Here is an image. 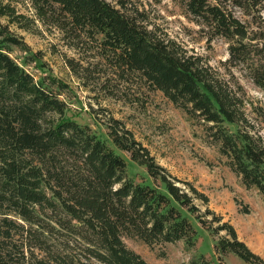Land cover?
Returning <instances> with one entry per match:
<instances>
[{"label": "trees", "instance_id": "1", "mask_svg": "<svg viewBox=\"0 0 264 264\" xmlns=\"http://www.w3.org/2000/svg\"><path fill=\"white\" fill-rule=\"evenodd\" d=\"M25 1L37 21L77 41L94 42L109 64L138 74L149 89L207 127L228 167L264 203V136L248 124L237 92L201 57L143 26L124 12L120 0L116 5L107 0ZM175 1L201 26L207 41H226L229 63L245 66L264 91V43L255 42L235 15L250 16L264 0ZM1 19L24 29L33 23L2 0ZM8 45L20 46V41L0 23V264H148L127 248L125 237L150 247L179 241L193 247L196 231L186 213L210 229L194 203L207 205L208 197L172 177L114 122L108 134L113 144L146 167L152 182L128 179L124 159L88 126L66 115L65 103L50 89L59 84L36 80L10 57ZM227 126H236L235 132ZM206 213L222 222L210 210ZM221 231L226 237L216 244L217 253L264 264L230 223L212 230Z\"/></svg>", "mask_w": 264, "mask_h": 264}, {"label": "rangeland", "instance_id": "2", "mask_svg": "<svg viewBox=\"0 0 264 264\" xmlns=\"http://www.w3.org/2000/svg\"><path fill=\"white\" fill-rule=\"evenodd\" d=\"M116 5L118 0H107ZM124 12L141 21L160 37L176 42L189 55L203 62L226 82L243 100L248 124L264 136V91L254 85L243 65L229 63L228 44L223 38L207 41L208 35L195 24L185 8L175 0H120ZM18 14L32 19L29 29L10 24L20 46L8 45L10 57L36 80H55L50 89L66 105V115L90 128L105 145L126 163V177L135 183H151L146 167L131 160L130 154L117 148L109 137V126L118 122L134 140L145 148L154 162L172 177L190 182L208 197V204L194 203L205 222L187 214L196 231V242L187 247L184 241L152 247L139 239L125 237L124 243L148 264H248L233 253L220 255L215 250L226 232L212 230L230 223L240 241L264 260V203L255 188L246 189L221 156L219 144L207 127L191 118L164 95L151 90L135 73H122L99 55L94 42L69 37L54 26L36 20L35 12L25 0H2ZM236 17L252 37L264 43V1L250 16L240 11ZM70 62V63H69ZM72 66V67H71ZM76 70L74 71L73 70ZM235 132L236 126H227ZM222 217L221 223L213 215ZM98 264V263H94Z\"/></svg>", "mask_w": 264, "mask_h": 264}]
</instances>
